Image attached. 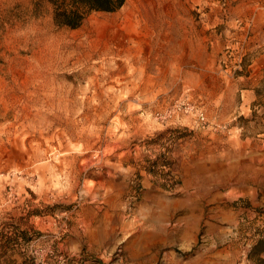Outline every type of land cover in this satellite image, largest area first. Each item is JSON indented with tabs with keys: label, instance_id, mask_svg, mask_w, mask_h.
<instances>
[{
	"label": "rangeland",
	"instance_id": "rangeland-1",
	"mask_svg": "<svg viewBox=\"0 0 264 264\" xmlns=\"http://www.w3.org/2000/svg\"><path fill=\"white\" fill-rule=\"evenodd\" d=\"M17 229V264H259L264 0H127L77 29L49 0H0V232Z\"/></svg>",
	"mask_w": 264,
	"mask_h": 264
},
{
	"label": "trees",
	"instance_id": "trees-1",
	"mask_svg": "<svg viewBox=\"0 0 264 264\" xmlns=\"http://www.w3.org/2000/svg\"><path fill=\"white\" fill-rule=\"evenodd\" d=\"M54 9V20L60 26L77 29L88 16L95 11L114 12L119 10L127 0H49ZM258 91V95H259ZM17 233L9 236L0 232V264H17L11 259L9 251L16 249L20 239L28 240L27 233L17 229ZM264 240H258L250 252V258L264 264Z\"/></svg>",
	"mask_w": 264,
	"mask_h": 264
},
{
	"label": "built area",
	"instance_id": "built-area-1",
	"mask_svg": "<svg viewBox=\"0 0 264 264\" xmlns=\"http://www.w3.org/2000/svg\"><path fill=\"white\" fill-rule=\"evenodd\" d=\"M192 109H193L192 107L188 106L186 108V112H189ZM196 117H197L198 120H201V121H205L206 120L205 112L204 111H201V110H197Z\"/></svg>",
	"mask_w": 264,
	"mask_h": 264
}]
</instances>
